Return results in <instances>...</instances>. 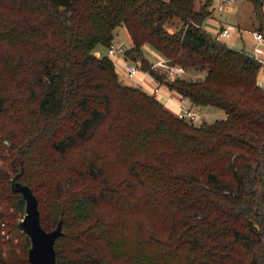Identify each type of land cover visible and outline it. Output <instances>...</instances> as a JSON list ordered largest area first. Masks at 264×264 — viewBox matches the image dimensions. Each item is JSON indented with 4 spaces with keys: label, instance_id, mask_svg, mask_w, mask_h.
<instances>
[{
    "label": "trees",
    "instance_id": "16d2710c",
    "mask_svg": "<svg viewBox=\"0 0 264 264\" xmlns=\"http://www.w3.org/2000/svg\"><path fill=\"white\" fill-rule=\"evenodd\" d=\"M248 1L264 34V0ZM212 11V0H0V222L9 232L21 219L8 218L26 211L11 185L18 175L41 226L62 222L58 264H264L261 63L206 30ZM120 24L129 61L222 118L188 120L125 83L99 51ZM147 46L207 73L171 79ZM28 251L0 234V264H30Z\"/></svg>",
    "mask_w": 264,
    "mask_h": 264
},
{
    "label": "built area",
    "instance_id": "2783aa9c",
    "mask_svg": "<svg viewBox=\"0 0 264 264\" xmlns=\"http://www.w3.org/2000/svg\"><path fill=\"white\" fill-rule=\"evenodd\" d=\"M238 0H212V14L213 16L216 12H223L227 8L231 10L237 9ZM209 16V17H210ZM220 26L217 28L214 36L222 41H225L226 38H229L235 34L238 30V26L232 23H219ZM254 46H253V56L261 63V73L258 76L257 83L261 86L264 84V34L260 31H253ZM127 48L116 44L113 42L107 47V55L112 58L115 62V65H119L121 68L120 73L123 78L130 85H135L143 88L147 92L155 95L158 100L162 103L167 100V94L165 93L166 88L163 87V84L159 82L149 70L144 71L140 67V63L135 61H129L125 57V51ZM100 54L99 52H97ZM116 65V66H117ZM152 67L164 69L171 79L179 78L183 76L186 72L184 67L181 65L170 64L164 57H159L158 60L153 62ZM119 69V68H118ZM170 89V88H169ZM171 90V89H170ZM173 91V90H172ZM184 103L187 106L180 112L178 115L182 116L191 121H196L199 119V115L196 111L189 105L190 102L186 97H180V103ZM166 104V103H165Z\"/></svg>",
    "mask_w": 264,
    "mask_h": 264
},
{
    "label": "rangeland",
    "instance_id": "374dc122",
    "mask_svg": "<svg viewBox=\"0 0 264 264\" xmlns=\"http://www.w3.org/2000/svg\"><path fill=\"white\" fill-rule=\"evenodd\" d=\"M237 12H230L228 13L227 11H225L224 13L220 14V13H214L213 16L208 17L207 19L204 20L203 24L204 27L206 28V30L208 32H210L212 35L215 34L217 28L220 26L219 23H233V24H241L240 27L242 28V36L246 39V43L244 42L243 39H241L240 37V33L234 34L233 36L226 38L225 41L230 44V45H234V47L236 48H244L248 53H253V49H252V40H254L253 38V31L254 30V23H252V7L251 4L248 0H239V3L237 5ZM171 30L175 29V26H170L169 27ZM259 31V30H257ZM261 32V31H260ZM114 42L118 45H121L125 48L130 47L131 45V41L128 35V32L126 31V27L123 24H120L117 26V28L115 29V38H114ZM99 51H101L102 53L107 54V48L104 46H100L99 47ZM154 51V50H153ZM147 56L150 57V59L152 61H156L158 60L159 56H157L154 52H151V50H147L146 52ZM115 63V62H114ZM117 65V64H116ZM115 65V67H116ZM153 65V64H152ZM141 66V64H140ZM117 67L119 68L118 70L121 71V68L119 65H117ZM158 69L160 72H165L164 69H160V68H156ZM145 71V69H143ZM118 71V72H119ZM186 72L183 74V76L186 79H196V78H203L205 77L207 71L206 70H202V69H186ZM121 78V77H120ZM123 79V78H121ZM125 83H127V81H125V79L123 80ZM164 88H168L165 84H163ZM263 88H264V84H263ZM156 97V96H155ZM160 101V100H159ZM161 102V101H160ZM162 103V102H161ZM178 106H177V110L176 112L179 114L180 112L183 111V109L185 108V106H187L184 103H180V100L178 101ZM164 104V103H163ZM190 105V104H189ZM194 111L197 112V114L199 115V119L196 120L197 123L201 122L202 120H206L208 122H211L217 118H222L223 113L214 107H208L205 110H202L199 107H193ZM7 205V210L9 212V214L11 212H16V205L12 202L10 203H6ZM24 218V213H17L14 218H11V220L8 218V221H16L18 219H23ZM9 228L7 227L5 221L0 222V234L2 236H4V238L6 240L11 239V237L13 238L14 242L19 244L20 246H24L26 248V251H28V247L27 245L25 246V233L19 229V230H15L12 231L15 233V236H13L12 232L8 231ZM27 254V253H26Z\"/></svg>",
    "mask_w": 264,
    "mask_h": 264
},
{
    "label": "water",
    "instance_id": "95a60500",
    "mask_svg": "<svg viewBox=\"0 0 264 264\" xmlns=\"http://www.w3.org/2000/svg\"><path fill=\"white\" fill-rule=\"evenodd\" d=\"M96 55H99L96 52ZM201 109H205L204 106ZM18 175L11 179L14 191L20 192L26 200V211L24 218L19 221L22 231L29 235L31 245L28 251L30 264H58L56 261L55 241L63 234L62 222L53 230H46L41 226V216L38 208V200L30 185L22 184L18 180Z\"/></svg>",
    "mask_w": 264,
    "mask_h": 264
},
{
    "label": "crops",
    "instance_id": "0c3cea01",
    "mask_svg": "<svg viewBox=\"0 0 264 264\" xmlns=\"http://www.w3.org/2000/svg\"><path fill=\"white\" fill-rule=\"evenodd\" d=\"M238 3H239V0H238ZM238 5V4H237ZM237 7V6H236ZM263 7H264V5H263ZM238 9V8H237ZM231 10L230 8H227L226 10H224L223 12H217V13H220V14H222V13H224L225 11H227L228 13H232L233 11L234 12H237L238 10ZM233 24V23H232ZM236 25V24H235ZM239 25H241L240 23H239ZM239 25L237 24L236 26H238V30L235 32V34H237V33H240V37H241V39H243L244 40V42L246 43V39L242 36V28L241 27H239ZM126 31H127V29H126ZM129 35V34H128ZM130 38V37H129ZM114 42V41H113ZM252 49H253V46H254V41L252 40ZM232 46H234V45H232ZM151 50V52H154L157 56H159V57H162V56H160V54H158L155 50L153 51V49L151 48V47H149V46H147L146 47V49H145V51L147 52V50ZM252 55H253V53H251ZM116 70H117V72L119 71L118 70V67L116 66ZM119 73V75H120V77L121 78H123V76H122V74L120 73V71L118 72ZM123 80H124V78H123ZM126 81V80H125ZM128 83V82H127ZM165 93L167 94V100L166 101H164V103H166V105L171 109V110H173L175 113H177L176 112V108H177V106H178V101L180 100V94H177L175 91H172V90H170V89H166L165 90ZM205 109H206V107H205ZM204 109V110H205ZM203 110V109H202ZM178 114V113H177Z\"/></svg>",
    "mask_w": 264,
    "mask_h": 264
}]
</instances>
